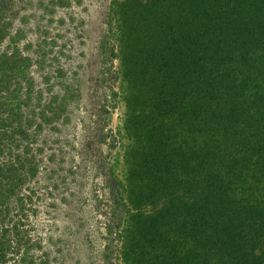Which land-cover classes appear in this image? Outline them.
Segmentation results:
<instances>
[{
    "label": "rangeland",
    "instance_id": "rangeland-1",
    "mask_svg": "<svg viewBox=\"0 0 264 264\" xmlns=\"http://www.w3.org/2000/svg\"><path fill=\"white\" fill-rule=\"evenodd\" d=\"M110 3L5 0L8 8L2 21L9 25L0 41V52L17 49L31 57L28 76L33 83L32 98L25 113L32 115L33 125L41 123L42 127L31 137L34 143L27 156L34 161L36 174L15 177L10 198L0 193V251L5 255L0 264H121L119 251L124 240L119 235L127 209L137 215L141 209L153 214L159 208V202H153L146 191V179L151 175L138 169L140 160L149 164V159H141V148L152 150L150 158L159 163L150 142H167L166 138L173 136V124H185L193 117L195 108L181 97L208 76L219 75L217 68L206 69L207 63L232 58L218 52L223 46L216 36L207 37L210 45H201V35L206 34L204 17L192 13L189 21L198 26L197 35L179 44L184 45L186 65L192 58L194 61L181 72L185 78L181 84L193 83L185 86L188 89L174 87L177 85L170 84L174 77L159 74L158 55L163 64L171 63L172 57L165 51L179 40L171 36V27L162 28L158 23L165 17H160L163 10L169 9L165 7L168 2L160 0L157 11L150 14L143 3L136 6L134 10L145 26L142 21L133 25L137 38L131 37L127 45L117 40L121 28L109 19ZM219 67L233 70L237 65L232 61ZM123 68L129 72L125 76ZM203 70L205 74H201ZM133 72L135 80H131ZM21 86L24 92L27 84L22 82ZM153 102L159 111L166 112V128H172L145 142L140 134L142 114ZM58 106H64L62 112L51 119ZM179 112L185 115L179 116ZM124 147L138 165L133 176L127 175L132 183L129 186ZM112 171L124 184L123 192L112 182L109 187L106 179ZM142 223L138 224L140 229Z\"/></svg>",
    "mask_w": 264,
    "mask_h": 264
},
{
    "label": "trees",
    "instance_id": "trees-1",
    "mask_svg": "<svg viewBox=\"0 0 264 264\" xmlns=\"http://www.w3.org/2000/svg\"><path fill=\"white\" fill-rule=\"evenodd\" d=\"M164 2H168L165 7L169 9L163 10L160 17H165L158 23L162 28L171 27V36L179 40L173 49L165 51V55L172 57L171 63L163 64V57L158 55L160 77H174L170 79V84L177 85L174 87L193 83L181 84L185 79L181 72L194 61L192 58L186 65L187 59L182 54L184 45L179 44L180 41L190 42L197 35L198 26L189 21L192 13L204 17L206 34L201 35V45L211 43L207 37L216 36L223 46L218 52L224 57L231 55L227 62L235 61L237 67L221 69L219 65L227 62L206 61L205 68H217L219 75L208 76L195 90L189 88V95L181 97L195 108L190 120L173 124V136L166 138L167 142H150L153 146L150 149L160 158L159 163L150 158L154 155L152 150L147 152L146 147L145 152L144 147L141 148V159H149V164L140 160L138 169L151 175L146 179V191L153 202H159V208L153 214L141 209L137 215L127 209L119 235L124 240L119 251L120 262L264 264V0ZM139 3H143L150 14L157 11L160 0H111L109 19L121 28L117 39L120 44L127 45L131 37L137 38L133 25L142 21L145 26V21L134 10ZM7 8L5 0H0V41L9 25L2 21ZM31 63V57L17 49L0 52V193L4 198L14 194L16 186L11 182L15 177H32L37 172L34 161L27 157L34 143L31 137L42 127L41 123L33 125L32 115L25 113L32 98L33 83L28 76ZM123 69L125 76L128 70ZM189 71L194 72V69ZM132 75L131 80H135V72ZM22 82L27 84L24 92ZM128 88L135 91L133 87ZM161 100L164 101V97ZM57 108L51 119L57 118L64 106ZM159 110L154 102L144 109L142 141L143 138L145 142L155 140L172 128H166V112ZM166 120L168 122V118ZM19 148L21 151L14 152ZM126 148H123L124 179H128L129 186L132 183L127 175L133 176L137 164L136 157L125 152ZM104 176L107 178V173ZM108 177L110 188L112 182L121 191L124 189L113 171ZM141 223L140 229L138 224ZM0 259L5 261L1 251Z\"/></svg>",
    "mask_w": 264,
    "mask_h": 264
}]
</instances>
